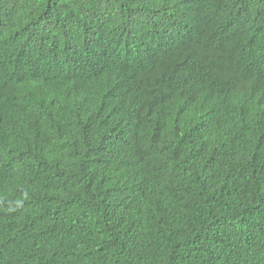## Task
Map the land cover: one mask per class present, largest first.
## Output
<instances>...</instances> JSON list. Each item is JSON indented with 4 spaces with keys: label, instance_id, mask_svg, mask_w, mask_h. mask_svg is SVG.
Masks as SVG:
<instances>
[{
    "label": "trees",
    "instance_id": "16d2710c",
    "mask_svg": "<svg viewBox=\"0 0 264 264\" xmlns=\"http://www.w3.org/2000/svg\"><path fill=\"white\" fill-rule=\"evenodd\" d=\"M0 264H264V0H0Z\"/></svg>",
    "mask_w": 264,
    "mask_h": 264
}]
</instances>
